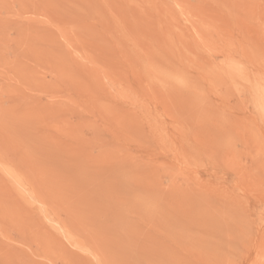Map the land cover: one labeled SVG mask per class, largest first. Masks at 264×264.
Listing matches in <instances>:
<instances>
[{
	"label": "rangeland",
	"instance_id": "1",
	"mask_svg": "<svg viewBox=\"0 0 264 264\" xmlns=\"http://www.w3.org/2000/svg\"><path fill=\"white\" fill-rule=\"evenodd\" d=\"M0 264H264V0H0Z\"/></svg>",
	"mask_w": 264,
	"mask_h": 264
}]
</instances>
